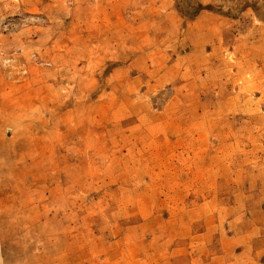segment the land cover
Returning a JSON list of instances; mask_svg holds the SVG:
<instances>
[{"label": "rangeland", "instance_id": "374dc122", "mask_svg": "<svg viewBox=\"0 0 264 264\" xmlns=\"http://www.w3.org/2000/svg\"><path fill=\"white\" fill-rule=\"evenodd\" d=\"M149 2L162 42L168 20ZM84 5L0 0V264H264L256 79L224 76L221 48L214 75L202 57L194 77L163 75L152 54L133 64L147 75H111L124 62L100 59L86 77L79 30L62 17ZM174 5L193 17L198 0ZM213 7L246 39L264 22V0Z\"/></svg>", "mask_w": 264, "mask_h": 264}, {"label": "crops", "instance_id": "0c3cea01", "mask_svg": "<svg viewBox=\"0 0 264 264\" xmlns=\"http://www.w3.org/2000/svg\"><path fill=\"white\" fill-rule=\"evenodd\" d=\"M153 1L156 2L155 10L159 13L160 22L168 20L166 25L159 28L166 30V37L162 42L161 40L159 42L154 40L153 43L151 41V19L147 16L149 0H84L85 5L78 14L65 11L62 13L63 22L71 23V28L79 30L84 49V69L92 68V72L86 71L84 76L97 75L98 72L94 71L93 65L87 62H98L100 59L109 62H124L122 65L112 66L111 75H119L118 71H122L127 79L144 76L148 73L134 72L133 64L149 60V55L152 58V54H159L160 60H165L163 75L173 74L174 70L178 76L194 77L198 75L199 57H202L200 60L202 63H208L207 72H212L214 75L217 68L215 54H219L217 50L221 48L220 51L224 57V76H231L230 71L234 70L235 74L244 76L251 73L257 82L254 89L257 94L256 98H262L264 93V22L247 24L245 29L251 31V37L246 39V33H243L244 35L240 32L238 35L233 34L231 23L224 21V26H222V22L219 21L222 16L213 7L215 0H198V8L193 17H184L182 11L174 5V0ZM162 10L163 13H161ZM198 24H201L207 30L206 34L210 35L206 41L193 34V29ZM179 30H181V36L175 37V33ZM103 36L109 38L110 43L100 47ZM120 45L125 46L127 50L120 49ZM152 45L157 47L152 49ZM171 49L175 50L174 54L170 53ZM230 57L236 59L238 67L232 69ZM169 62H171L170 65H167ZM146 68L149 69L150 65ZM146 68L142 67V69ZM225 86L229 90L232 89L230 85L225 84ZM176 125H179V122Z\"/></svg>", "mask_w": 264, "mask_h": 264}]
</instances>
